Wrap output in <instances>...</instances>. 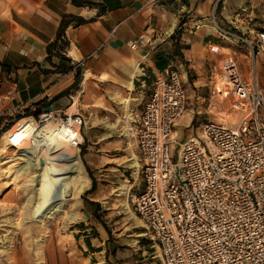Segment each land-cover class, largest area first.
<instances>
[{"label":"crops","instance_id":"1","mask_svg":"<svg viewBox=\"0 0 264 264\" xmlns=\"http://www.w3.org/2000/svg\"><path fill=\"white\" fill-rule=\"evenodd\" d=\"M213 1L0 0V141L21 124L24 116L16 120L21 111L44 100L45 108L54 111H67L77 101L91 113L101 112L96 120L110 130L120 120L125 131L131 130L125 121L138 114L132 108L136 83L144 69L158 73L157 54L179 70L187 94L186 112L175 126L176 141L193 137L201 123L215 121L223 112L224 106L209 105L212 70L223 60H234L245 80L255 77L264 89L262 58L219 32L228 29L251 39L248 27L264 28V0H229L218 8L215 24L210 18ZM248 6L249 14L240 12ZM65 16L81 22H69L63 50L48 51ZM123 100H129V116L109 120ZM60 250L51 245L48 264H75Z\"/></svg>","mask_w":264,"mask_h":264},{"label":"built area","instance_id":"2","mask_svg":"<svg viewBox=\"0 0 264 264\" xmlns=\"http://www.w3.org/2000/svg\"><path fill=\"white\" fill-rule=\"evenodd\" d=\"M228 1H213L214 24L218 8ZM240 12L249 14V6ZM248 28L251 39L228 29L219 32L260 56L264 72V28ZM212 77L209 105L228 104L237 121H205L178 143L176 122L187 109L181 74L167 66L155 75L131 122L142 181L129 196L131 207L161 264H264V89L255 77L245 80L232 59L214 68ZM28 116L38 124L52 122L68 146L82 145L80 114Z\"/></svg>","mask_w":264,"mask_h":264},{"label":"rangeland","instance_id":"3","mask_svg":"<svg viewBox=\"0 0 264 264\" xmlns=\"http://www.w3.org/2000/svg\"><path fill=\"white\" fill-rule=\"evenodd\" d=\"M143 73L141 76L149 83L138 78L134 92L137 104L132 106L136 113L155 79L146 69ZM222 110L216 115V122L232 124L237 121V115L228 104ZM45 112L55 111L27 109L21 111L16 120L30 114L37 118ZM66 113L80 114L85 121L83 143L78 152L87 185L76 197L72 193V181L65 188L64 199L52 203L55 207L60 204L59 211L51 210L45 217L33 218L31 212L38 201L37 168L32 162L37 155L36 149L9 148L0 154V264H48L53 254L49 251L51 245L59 247L61 255L75 264H161L155 243L130 203V194L142 184L138 167L134 165L135 158L138 161V151L132 120L130 131L124 130L121 121L110 130L104 123L97 122L96 119L103 116L101 112L91 113L90 108L77 101ZM124 113L122 103L112 111L114 119L109 120L116 122L125 116ZM92 181L95 184L90 191ZM56 259L61 262L58 254Z\"/></svg>","mask_w":264,"mask_h":264},{"label":"bare ground","instance_id":"4","mask_svg":"<svg viewBox=\"0 0 264 264\" xmlns=\"http://www.w3.org/2000/svg\"><path fill=\"white\" fill-rule=\"evenodd\" d=\"M123 107L129 116V100H123ZM24 117L21 124L11 127L7 131L9 133L0 141V154L9 148L15 150L26 146L36 149L35 158L39 161L34 158L32 162L37 168L36 198L38 201L31 213L33 218L45 217L51 210H60V204L55 207L52 203L64 199L65 188L71 185L72 181H74L72 193L78 197L87 185V180L80 161L79 149L68 146L60 135L59 129H55L52 122L38 124L31 117ZM125 123L126 127H129V121ZM134 165L139 170L136 158ZM68 192L69 188L66 189V196ZM125 206L129 209L127 203Z\"/></svg>","mask_w":264,"mask_h":264},{"label":"trees","instance_id":"5","mask_svg":"<svg viewBox=\"0 0 264 264\" xmlns=\"http://www.w3.org/2000/svg\"><path fill=\"white\" fill-rule=\"evenodd\" d=\"M71 21H75L76 23H80L81 22L80 19L75 18L73 16H65L62 19V21H61V24L59 26L58 33H57V37H56L55 41L53 43H51L47 47V50L48 51H50L52 48L53 49L63 50L67 46L68 43H67V40H66V37H65V33L64 32H65V29L67 28L69 22H71ZM168 63H169L168 62V58H166L164 55H162V54L161 55L160 54L158 55L157 54V55L154 56L155 68L158 71L164 70L167 67ZM147 72H149V74H151V72L149 70H147ZM76 78H78V75L76 76ZM139 79L141 81H143V82H146V80H147L146 77H142V76L139 77ZM147 83H149L148 80H147ZM136 85H137V83H136ZM151 87H152V85H151ZM150 90H151V88H150ZM35 106H36V112H40V110H42V108H45V100L37 103ZM94 184H95L94 181H92V188L90 189V191L92 189H94ZM92 204L98 206V203H92Z\"/></svg>","mask_w":264,"mask_h":264}]
</instances>
